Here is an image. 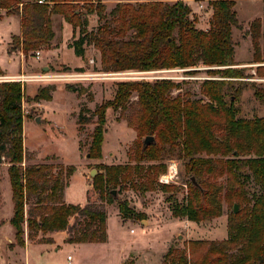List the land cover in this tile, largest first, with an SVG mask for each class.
I'll use <instances>...</instances> for the list:
<instances>
[{"label": "trees", "instance_id": "obj_1", "mask_svg": "<svg viewBox=\"0 0 264 264\" xmlns=\"http://www.w3.org/2000/svg\"><path fill=\"white\" fill-rule=\"evenodd\" d=\"M38 1L0 0V11L21 19V34L12 37L11 54L50 50L56 38L54 17H61L72 26L74 36L79 34L68 47L82 59L86 47H94L100 53L103 73L188 70L202 65L214 79L202 82L201 94L208 100L205 103L191 99L189 93L172 97L173 90L180 89V83L173 80H123L117 83L113 100L95 111L81 110L79 125H95L88 149L91 160L102 158L108 109L130 111L125 121L139 140L155 138L148 146L137 140L136 153L130 155L134 164H99V174L93 179L84 206L64 201L75 166H22L25 85L0 82V164H4L2 156L10 164L14 204L10 223L16 245L25 246V227L29 239L40 233L67 231L70 244L105 243L107 211L90 201L92 191L110 205L117 201L113 192L146 195L160 191L168 195L174 218L197 224L221 217L224 204L232 208L226 240L189 241L182 248L173 245L164 255L163 264H264V118H238L241 109L236 105L247 86L244 79L254 78L246 76L245 68L236 67L233 30L242 29L235 10L238 0L118 3L109 14L104 0ZM189 1H207L210 5L213 12L208 30L198 29L190 19ZM94 15L103 23L90 31V17ZM249 31L254 51L250 64H264L261 19L254 20ZM75 71L85 73L84 68ZM255 72L257 78L264 79V66H258ZM2 76L5 74L0 68ZM251 86L254 97L264 104V82ZM54 89L40 87L31 100L50 102ZM66 89L77 91L70 84ZM78 93L83 95L86 89ZM133 96L137 97L134 108ZM169 151L187 161L185 169L198 184L189 183L183 200L177 197L179 187L159 181L167 172L164 161ZM223 177L224 184L219 182ZM250 182L257 189L252 194L248 191ZM235 205L239 206L238 213ZM118 210L123 221L146 219L144 212L137 213L127 201L118 202ZM71 218L76 219L74 224H70Z\"/></svg>", "mask_w": 264, "mask_h": 264}, {"label": "rangeland", "instance_id": "obj_2", "mask_svg": "<svg viewBox=\"0 0 264 264\" xmlns=\"http://www.w3.org/2000/svg\"><path fill=\"white\" fill-rule=\"evenodd\" d=\"M161 1L172 4L175 0H124L122 3H147ZM106 14L120 2L117 0H104ZM192 15L190 19L195 22L198 29L208 30L212 20V9L207 1H194L190 3ZM238 19L242 29L234 28L233 40L235 44V62L237 68H245L247 86L242 93L239 103L236 105L241 109L238 118L254 119L264 118V104L254 97V89L251 86L257 78L255 69L249 68V62L253 60L252 40L249 36L250 25L255 18H261L262 32L264 33V0L263 2H249V0H238L235 6ZM63 19L54 17V28L56 38L53 42L57 50H39L40 57L35 54L24 55L10 53L12 37L18 36L21 31V19L18 15L0 14V68L5 76L0 77V82L11 81L18 77H31V81L25 83V94L22 102L24 115L23 141L25 159L23 167L31 165H60L64 169L71 166L76 167V172L71 178L69 186V197L78 203L86 200L88 184L99 174L97 166L134 164L130 155L136 153L139 140L135 131L125 121V116L130 113H122L121 110L108 109L106 114V132L102 147V158L91 160L88 149L91 142V133L95 125L81 127L78 117L81 110L88 108L95 111L101 104L114 99L117 83L123 80H173L180 83V89L172 92V97L178 94L189 93L191 99L208 100L201 94V85L204 80L214 79L207 73L208 68L201 67L188 70H161L148 73L125 72V73H103L101 71L100 53L92 46L86 47L84 59L77 57L73 49L68 47L73 37L78 38V32L71 38L69 31L62 32ZM103 22L97 16L90 17V31H95ZM264 48V41H262ZM53 49V47L51 48ZM84 68L83 78L78 76L75 69ZM195 71L188 74V71ZM47 77L48 81H33V77ZM76 87V92H69L66 85ZM54 86L52 101L35 102L34 98L39 88ZM237 86V85H236ZM81 88L86 93L78 92ZM92 95V99L90 96ZM137 97L132 98V108L136 107ZM96 121V118H95ZM138 140V141H137ZM204 157H206L204 155ZM168 174L171 165L176 166L177 176L166 185H175L180 188L177 195L183 200L188 194L191 176L185 169L187 161L177 152L169 151L165 157ZM3 162V161H2ZM10 164L5 160L0 164V193L2 181L5 179ZM96 170L92 176L91 171ZM9 176V175H8ZM226 177L219 180L225 183ZM6 185V183H5ZM256 186L248 183V191L252 194ZM3 193L4 190H3ZM8 194V193H7ZM6 197V194H4ZM90 201L96 206L107 211L108 239L99 244H64L58 243L57 249L45 246L39 249L31 248L27 257L32 264H64L69 255L72 256V264H163L164 255L171 246L184 247L189 241H215L221 242L228 237L227 219L232 211L224 204L223 215L219 218L204 223H193L186 219H176L171 212V205L167 201L168 195L157 191L146 195H140L132 191L116 195L114 204L101 202L98 195L91 192ZM10 197V195H9ZM6 201V199H5ZM127 201L129 207L137 213L144 212L146 219L123 221L119 215L118 202ZM87 203V202H86ZM239 208V206H238ZM239 211V209H238ZM12 203L8 199L5 202L3 216L10 218ZM76 219L71 218L70 224ZM0 230V243L7 244L6 237L14 238L15 229L10 222H4ZM26 237V232H25ZM46 243L50 240L44 239ZM16 245H10L12 248ZM26 250L24 247L15 246L13 250L4 247L0 249V264H25Z\"/></svg>", "mask_w": 264, "mask_h": 264}, {"label": "crops", "instance_id": "obj_3", "mask_svg": "<svg viewBox=\"0 0 264 264\" xmlns=\"http://www.w3.org/2000/svg\"><path fill=\"white\" fill-rule=\"evenodd\" d=\"M117 1H120L119 3H122L124 0H117ZM176 1V0H175ZM194 1H189L188 3H193ZM249 2H263V0H249ZM5 11H1V16L3 15ZM256 19H261L260 17L259 18H255L254 20ZM54 31L56 32L55 28H54ZM66 32V31H69L70 32V36L71 38L73 37L74 33H73V28L71 25H69L68 23H63L62 25V32H61V35L63 32ZM20 34H21V31H20ZM19 34V35H20ZM57 37V36H56ZM252 45V44H251ZM60 47H53V49H50V50H57L59 49ZM22 54V53H21ZM252 61L249 62V68H257L258 66H264V64H250L252 63ZM255 73V71H254ZM7 74V73H5ZM256 81H260V82H264V79H256ZM25 85V84H24ZM7 172V175L5 177V179H3L2 181V187H1V193H0V230H1V226L4 224V222H10L11 219L13 218V214H14V204H13V199H12V187H11V183H10V179H9V176H8V169L6 170ZM76 172V171H75ZM72 178V177H71ZM6 183V185H5ZM70 183H71V179H70V182H69V186H70ZM69 186L65 189L64 191V201L67 203V204H72V205H81V206H84L87 202V194L89 191L92 190V185L91 183H89L87 186H88V189L86 191V200H84L83 203H78L76 201H73L70 197H69ZM3 190L5 193H3ZM8 193V194H7ZM4 194H6V197L4 196ZM10 195V197H9ZM6 199V201H5ZM8 199L11 200V203H12V212H11V215H10V218H5L3 216V209H4V205H5V202L8 201ZM107 225H108V220H107ZM107 230H108V226H107ZM25 232H26V237H25V246H24V249L26 250V262L25 264H32L28 257H27V253H29L30 249L33 248V249H39V248H43L45 246H52V247H56L57 246V249L60 247L58 245V243H64V244H70V243H67V240L69 239V234L67 231H61V232H56V233H49V234H46L44 235L43 233H40L37 237H35L34 239H29L28 237V229L27 227H25ZM44 239L46 240H50L51 242L50 243H46L44 241ZM6 241H7V244L4 245L3 243H0V249L3 251L4 247L9 249V250H13V248H15V246H13L12 248L10 247V245H14L15 243V233H14V238L12 237H6ZM99 244V243H97ZM73 245V244H71ZM78 245V244H76ZM81 245H88V244H81ZM18 246V245H17ZM20 247V246H19ZM71 257V261L69 262L68 261V257ZM67 257V262L64 263V264H72V261H73V258L71 255H69Z\"/></svg>", "mask_w": 264, "mask_h": 264}, {"label": "built area", "instance_id": "obj_4", "mask_svg": "<svg viewBox=\"0 0 264 264\" xmlns=\"http://www.w3.org/2000/svg\"><path fill=\"white\" fill-rule=\"evenodd\" d=\"M44 2H45L44 0L38 1L39 4H43ZM35 55H36L37 58L40 57V55H41L40 51L36 52ZM82 76H85V75L80 74L78 77L79 78H83ZM29 79H31L30 76L29 77H18V78L14 79V80H11V81L25 83L26 81H31ZM32 79H33V81H41V82L49 80L47 77H44V76L33 77ZM1 160L3 162H5L6 159H5L4 156H2ZM177 173H178V171H177L176 166L171 165L170 168H169L168 174L162 176V178L160 179V182L162 184H169L173 180V178L177 176ZM68 261L69 262L71 261V257L70 256L68 257Z\"/></svg>", "mask_w": 264, "mask_h": 264}, {"label": "water", "instance_id": "obj_5", "mask_svg": "<svg viewBox=\"0 0 264 264\" xmlns=\"http://www.w3.org/2000/svg\"><path fill=\"white\" fill-rule=\"evenodd\" d=\"M0 14H1V11H0ZM155 142V138L154 137H146L145 140H144V145L145 146H148L152 143ZM91 175L92 176H95L96 175V170H92L91 171ZM192 183L195 185V186H198L196 180L194 178L191 179ZM113 195L116 196L117 195V192H113ZM235 213H238V205H235Z\"/></svg>", "mask_w": 264, "mask_h": 264}]
</instances>
